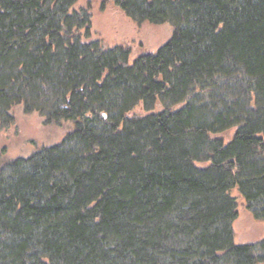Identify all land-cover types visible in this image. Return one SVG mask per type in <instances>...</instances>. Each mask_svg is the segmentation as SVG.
I'll return each mask as SVG.
<instances>
[{
    "label": "trees",
    "instance_id": "16d2710c",
    "mask_svg": "<svg viewBox=\"0 0 264 264\" xmlns=\"http://www.w3.org/2000/svg\"><path fill=\"white\" fill-rule=\"evenodd\" d=\"M19 105L72 129L0 168V264H264V0H0Z\"/></svg>",
    "mask_w": 264,
    "mask_h": 264
},
{
    "label": "rangeland",
    "instance_id": "374dc122",
    "mask_svg": "<svg viewBox=\"0 0 264 264\" xmlns=\"http://www.w3.org/2000/svg\"><path fill=\"white\" fill-rule=\"evenodd\" d=\"M102 14L106 17V12H102ZM169 29L168 24H166L161 26V28L153 30L151 34L154 36L158 34L156 39L159 42L167 37ZM154 41L155 43H151L150 46H156L158 42ZM163 43L164 41L161 42V44ZM41 114L42 112H38L37 110L25 112V109L21 105L14 107L10 111L13 122L0 131V151H4V153L0 154V168L16 159L29 158L42 146L60 143L67 133L71 131L72 123L70 121H62L60 124L46 123V118ZM241 219L245 229L250 231L251 222L254 223V221L247 215H243ZM257 224H259V227L256 225L252 229L258 230L264 228V223L257 222ZM246 230L236 235L238 243H249L258 239V236L255 237L254 235V239H249L251 236L247 234Z\"/></svg>",
    "mask_w": 264,
    "mask_h": 264
}]
</instances>
